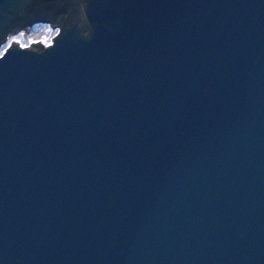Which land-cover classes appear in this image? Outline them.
I'll use <instances>...</instances> for the list:
<instances>
[{
	"label": "water",
	"instance_id": "1",
	"mask_svg": "<svg viewBox=\"0 0 264 264\" xmlns=\"http://www.w3.org/2000/svg\"><path fill=\"white\" fill-rule=\"evenodd\" d=\"M0 264H264V0H0Z\"/></svg>",
	"mask_w": 264,
	"mask_h": 264
},
{
	"label": "rangeland",
	"instance_id": "2",
	"mask_svg": "<svg viewBox=\"0 0 264 264\" xmlns=\"http://www.w3.org/2000/svg\"><path fill=\"white\" fill-rule=\"evenodd\" d=\"M57 32V28H52L40 22H37L32 27V32L28 37V41L22 35L9 37L5 42L0 45V51H2L7 45L11 43V40L17 41L20 45H28L32 40H42L43 42L50 43L51 37ZM30 38V39H29Z\"/></svg>",
	"mask_w": 264,
	"mask_h": 264
},
{
	"label": "flooded vegetation",
	"instance_id": "3",
	"mask_svg": "<svg viewBox=\"0 0 264 264\" xmlns=\"http://www.w3.org/2000/svg\"><path fill=\"white\" fill-rule=\"evenodd\" d=\"M36 23H34V24H32L31 26H30V28L28 29V32H27V35L29 36L30 35V33L32 32V27L35 25ZM45 25H47V26H49L48 24H45ZM18 35H22L23 36V31L22 30H19V31H17L15 34H12L11 36H8V38L9 37H12V36H18ZM7 38V39H8ZM28 38V37H27ZM6 39V40H7ZM30 39V38H29ZM2 45V44H1ZM0 52H2V51H0Z\"/></svg>",
	"mask_w": 264,
	"mask_h": 264
},
{
	"label": "bare ground",
	"instance_id": "4",
	"mask_svg": "<svg viewBox=\"0 0 264 264\" xmlns=\"http://www.w3.org/2000/svg\"><path fill=\"white\" fill-rule=\"evenodd\" d=\"M42 24H44V23H42ZM13 37V36H12Z\"/></svg>",
	"mask_w": 264,
	"mask_h": 264
}]
</instances>
